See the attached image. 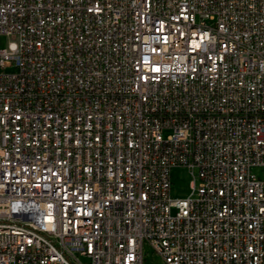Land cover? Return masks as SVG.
I'll use <instances>...</instances> for the list:
<instances>
[{
    "label": "built area",
    "instance_id": "2783aa9c",
    "mask_svg": "<svg viewBox=\"0 0 264 264\" xmlns=\"http://www.w3.org/2000/svg\"><path fill=\"white\" fill-rule=\"evenodd\" d=\"M0 34V264H264V0H0Z\"/></svg>",
    "mask_w": 264,
    "mask_h": 264
},
{
    "label": "rangeland",
    "instance_id": "374dc122",
    "mask_svg": "<svg viewBox=\"0 0 264 264\" xmlns=\"http://www.w3.org/2000/svg\"><path fill=\"white\" fill-rule=\"evenodd\" d=\"M13 38L0 34V49L6 48L9 41ZM1 70V68H0ZM167 131L164 132V135ZM254 172L257 175H262L263 171L260 168H255ZM193 174L191 169L186 166H176L171 170L172 181V196L175 198L189 197L193 192ZM145 258L148 264H164L162 258L150 247L149 244H145Z\"/></svg>",
    "mask_w": 264,
    "mask_h": 264
}]
</instances>
